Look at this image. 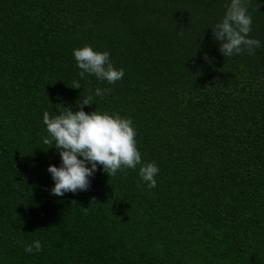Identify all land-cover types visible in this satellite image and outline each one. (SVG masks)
<instances>
[{"label": "trees", "instance_id": "1", "mask_svg": "<svg viewBox=\"0 0 264 264\" xmlns=\"http://www.w3.org/2000/svg\"><path fill=\"white\" fill-rule=\"evenodd\" d=\"M229 3L0 0V264H264V0L247 5L260 47L225 57L212 27ZM84 46L123 79H80ZM90 94L86 113L132 119L155 188L98 165L87 191L51 194L43 114Z\"/></svg>", "mask_w": 264, "mask_h": 264}, {"label": "clouds", "instance_id": "2", "mask_svg": "<svg viewBox=\"0 0 264 264\" xmlns=\"http://www.w3.org/2000/svg\"><path fill=\"white\" fill-rule=\"evenodd\" d=\"M249 3L250 0H230V3L225 5L226 12L222 20L212 27L214 38L220 42L219 51L225 57L244 52L254 55L261 45L260 40L249 36L253 23L248 12ZM73 56L80 69V79H85L88 74L94 75L100 81L115 84L125 75L123 68L114 67L107 51H97L91 46H84L74 49ZM71 87L81 88L79 80L74 81ZM111 91L110 88H96L95 96L103 98ZM77 103L78 111H73L70 106L58 105V114L51 115L48 111L43 114V123L48 133L43 142L55 146L62 160L61 166L50 165L48 168L55 182L51 194L64 196L68 192L87 191L90 187L89 178L94 176L98 165L103 166L109 177L125 169L135 170L139 166L140 179L147 184L149 190L155 188V177L159 168L155 162H142L132 119L97 110L91 114L86 113L84 106L93 104L91 94L83 96ZM89 164L91 167L87 166ZM87 210L88 208H85V211ZM22 246L28 254L43 251L40 240Z\"/></svg>", "mask_w": 264, "mask_h": 264}]
</instances>
